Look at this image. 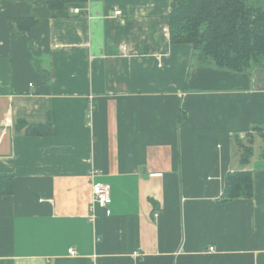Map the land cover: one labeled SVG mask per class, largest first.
Masks as SVG:
<instances>
[{
    "label": "crops",
    "instance_id": "obj_1",
    "mask_svg": "<svg viewBox=\"0 0 264 264\" xmlns=\"http://www.w3.org/2000/svg\"><path fill=\"white\" fill-rule=\"evenodd\" d=\"M46 1L0 0V264H264V67L170 44V0ZM21 18L37 24L12 29ZM242 170L252 198L224 202ZM94 181L108 215L91 210Z\"/></svg>",
    "mask_w": 264,
    "mask_h": 264
},
{
    "label": "trees",
    "instance_id": "obj_2",
    "mask_svg": "<svg viewBox=\"0 0 264 264\" xmlns=\"http://www.w3.org/2000/svg\"><path fill=\"white\" fill-rule=\"evenodd\" d=\"M87 0H47L52 12L68 5L83 4ZM36 20L21 18L10 22L12 29L29 32ZM169 42L192 47V57L202 66L215 67L233 73H242L264 67V5L258 0H170L167 20ZM43 78L48 73L40 71ZM181 123V116H179ZM17 130H26L30 136H46L51 126L28 124L19 120ZM254 130L264 142V126ZM263 132V133H262ZM240 145V162L247 165L253 154L251 142ZM264 156V148L262 152ZM8 178H0V194L12 193ZM253 196V177L250 171L228 173L224 179L222 200L250 199Z\"/></svg>",
    "mask_w": 264,
    "mask_h": 264
},
{
    "label": "built area",
    "instance_id": "obj_3",
    "mask_svg": "<svg viewBox=\"0 0 264 264\" xmlns=\"http://www.w3.org/2000/svg\"><path fill=\"white\" fill-rule=\"evenodd\" d=\"M79 9L74 8L73 13L79 14ZM114 15H120V11H115ZM164 31L168 32V28H166ZM91 110V109H90ZM218 149L220 146H217ZM92 177H94L95 172H92ZM111 204V195H110V187L102 182L94 181L92 184V202H91V210L93 211L94 208L101 209L105 212L106 215L109 214L108 207ZM209 251H213L212 248H210ZM70 254H74L73 250L68 251ZM134 256H139V254L136 252L133 254Z\"/></svg>",
    "mask_w": 264,
    "mask_h": 264
},
{
    "label": "rangeland",
    "instance_id": "obj_4",
    "mask_svg": "<svg viewBox=\"0 0 264 264\" xmlns=\"http://www.w3.org/2000/svg\"><path fill=\"white\" fill-rule=\"evenodd\" d=\"M263 133V132H262Z\"/></svg>",
    "mask_w": 264,
    "mask_h": 264
}]
</instances>
